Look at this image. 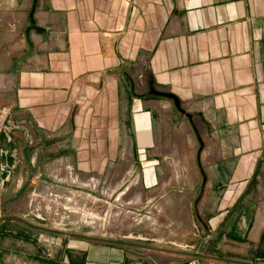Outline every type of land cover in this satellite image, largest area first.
<instances>
[{
    "label": "crops",
    "instance_id": "1",
    "mask_svg": "<svg viewBox=\"0 0 264 264\" xmlns=\"http://www.w3.org/2000/svg\"><path fill=\"white\" fill-rule=\"evenodd\" d=\"M31 1L0 0V162L17 178L49 157L81 176L132 161L148 188L159 147L191 137L209 163L186 260L63 234L18 264H264V0H36L26 37Z\"/></svg>",
    "mask_w": 264,
    "mask_h": 264
},
{
    "label": "rangeland",
    "instance_id": "2",
    "mask_svg": "<svg viewBox=\"0 0 264 264\" xmlns=\"http://www.w3.org/2000/svg\"><path fill=\"white\" fill-rule=\"evenodd\" d=\"M200 148L194 137L189 145L160 146L166 160L157 162L158 178L148 188L138 178L140 163L132 161L81 176L49 157L31 162L29 178L16 177L20 162H0V264H18L22 253L35 260L50 254L63 234L133 245L160 263L199 251V169L206 175L209 163L196 161ZM208 150L203 145L200 155ZM205 197L208 208L213 196Z\"/></svg>",
    "mask_w": 264,
    "mask_h": 264
},
{
    "label": "water",
    "instance_id": "3",
    "mask_svg": "<svg viewBox=\"0 0 264 264\" xmlns=\"http://www.w3.org/2000/svg\"><path fill=\"white\" fill-rule=\"evenodd\" d=\"M35 5H36V0H32L31 5H30V9H29V12L27 15V26L25 29L26 37H27L29 31L41 32V30L35 26L34 20H33ZM27 46H28V49L25 53L26 55L28 54V52L30 50V43L28 42V40H27ZM148 93L150 95H154V96H158V97H162V98H166V99L170 100L174 109L178 113H180L181 115H184L187 119H190V116L187 113H185V111L180 107V103L174 95L167 93V92H163V91H156L150 82L148 83Z\"/></svg>",
    "mask_w": 264,
    "mask_h": 264
}]
</instances>
